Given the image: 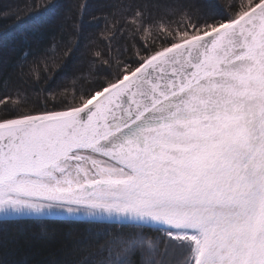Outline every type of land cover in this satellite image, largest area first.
<instances>
[{"label": "snow or ice", "instance_id": "1", "mask_svg": "<svg viewBox=\"0 0 264 264\" xmlns=\"http://www.w3.org/2000/svg\"><path fill=\"white\" fill-rule=\"evenodd\" d=\"M86 7L0 40V264H264V0Z\"/></svg>", "mask_w": 264, "mask_h": 264}, {"label": "trees", "instance_id": "2", "mask_svg": "<svg viewBox=\"0 0 264 264\" xmlns=\"http://www.w3.org/2000/svg\"><path fill=\"white\" fill-rule=\"evenodd\" d=\"M59 2L67 9L71 8L75 10L77 4L86 5L82 18L85 26V37H94L102 28L103 21L99 24L92 22V15H99L98 7L101 0H59ZM25 0H0V14L4 11L9 12L7 19H0V40L7 36L18 35V29L14 26V18L17 10L23 8ZM88 39L81 42L80 51L76 54L72 60V65L76 67H83L86 63V58L83 56L85 47L88 44ZM20 45L17 44V47ZM10 56H15L16 53H9ZM31 230L35 231L39 227L38 222L26 221L24 222ZM49 229L55 230L58 233H63L66 230V225L58 221L48 222Z\"/></svg>", "mask_w": 264, "mask_h": 264}]
</instances>
